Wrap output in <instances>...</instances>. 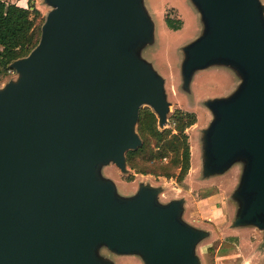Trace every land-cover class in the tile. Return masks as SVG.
<instances>
[{
	"label": "water",
	"instance_id": "1",
	"mask_svg": "<svg viewBox=\"0 0 264 264\" xmlns=\"http://www.w3.org/2000/svg\"><path fill=\"white\" fill-rule=\"evenodd\" d=\"M45 2L39 42L0 86V264H114L101 246L141 264H202L211 234L183 219V198L162 203L150 183L122 196L100 171L127 172L142 105L169 125L165 79L140 55L155 40L144 0ZM192 2L203 28L183 47V88L214 65L240 77L204 101L203 176L244 162L231 228L256 227L264 247V4Z\"/></svg>",
	"mask_w": 264,
	"mask_h": 264
},
{
	"label": "rangeland",
	"instance_id": "2",
	"mask_svg": "<svg viewBox=\"0 0 264 264\" xmlns=\"http://www.w3.org/2000/svg\"><path fill=\"white\" fill-rule=\"evenodd\" d=\"M5 1L25 7H29V3H31L41 12V17L44 20L51 9V6L45 0H30V2L29 0ZM261 1L264 4V0ZM144 3L155 23V40L142 47L140 55L150 61L165 79L167 98L170 101L168 118L177 112H192L196 116L195 123L184 130L190 151V167L182 180L178 179L180 167L174 168L175 174L172 177H167L156 173L136 172L130 166L128 160V170L125 173L113 163L101 166L100 171L103 176L115 181L117 191L122 196H131L138 190L140 184L150 183L161 188L159 201L162 203H167L176 198H183V219L214 235L212 238L203 239L198 244L197 249V251L200 250L201 253H204L207 247L211 246L213 251H208L209 255L203 256L206 261H209V256L215 252V248L220 241L228 240L229 237H232L230 235H236V243L243 247L256 241L255 230L228 231L231 229L232 220L229 218L227 207L228 204L229 206L237 205L233 198V193L241 181L244 162L238 161L234 163L224 174L211 177L203 176V129L210 124L213 118L212 113L205 107L204 101L209 98L230 94L238 85L240 77L238 72L230 66L214 65L208 69L197 71L192 79L191 89L186 91L182 86L180 71L183 47L201 33L203 22L199 10L192 0H144ZM30 9H33V7ZM166 18L174 20L181 26L177 29L170 27L166 22ZM8 77L6 75L0 78V86L5 84ZM148 112H151L156 117V123L160 130L169 127L159 124L157 114L149 105H142L139 115L147 114ZM136 131L140 135L138 122ZM174 157H176V154L171 152L168 156L161 159L155 158L153 161H146L145 156H139L136 161L142 168H144L146 163H149L147 165L153 164L156 168L162 165H167L169 166L168 168H171L174 163ZM237 251L238 249L235 245L221 247L217 255V263H236ZM99 252L114 264L143 263L138 254H118L106 246H101ZM241 264H246V262Z\"/></svg>",
	"mask_w": 264,
	"mask_h": 264
},
{
	"label": "trees",
	"instance_id": "3",
	"mask_svg": "<svg viewBox=\"0 0 264 264\" xmlns=\"http://www.w3.org/2000/svg\"><path fill=\"white\" fill-rule=\"evenodd\" d=\"M29 4V7H24L0 0V45L3 46L0 52V78L8 75L9 64L14 59L26 56L39 42L44 18L33 4ZM166 22L174 29L181 26L169 18H166ZM195 120L196 116L192 112H177L169 117L170 126L160 130L156 117L151 112L140 114L138 126L143 144L136 150L127 152L130 166L136 172L156 173L167 177H172L175 174L174 168L180 167L178 179L182 180L190 167V151L184 130L194 124ZM171 152L176 154L171 168L167 165L156 168L153 164L147 165L149 163L142 168L136 161L139 156H145L146 161L161 159ZM208 251H213V248L210 246Z\"/></svg>",
	"mask_w": 264,
	"mask_h": 264
},
{
	"label": "crops",
	"instance_id": "4",
	"mask_svg": "<svg viewBox=\"0 0 264 264\" xmlns=\"http://www.w3.org/2000/svg\"><path fill=\"white\" fill-rule=\"evenodd\" d=\"M25 7V6H24ZM228 213L229 218H232V215L235 212L234 205L228 204ZM255 230V231H254ZM228 231L230 232H238V231H254V234L256 236V241H253L252 243H249L246 247L239 246L236 243V235H230L232 237H229L228 240H221L219 245L215 248V252L209 256V261L205 260L204 257L206 255H209L208 247L204 253H201L200 250H198V253L202 259V264H218L217 263V255L219 252V249L224 246H231L235 245L238 249V255H237V262L234 264H241L242 262H246V264L254 263V264H264V247L262 246V243L260 246L258 244L260 242H263V233L261 230L257 229L256 227H245V228H231ZM236 234V233H231ZM214 235L211 234L209 238H212ZM254 249V254H253ZM204 256V257H203Z\"/></svg>",
	"mask_w": 264,
	"mask_h": 264
},
{
	"label": "built area",
	"instance_id": "5",
	"mask_svg": "<svg viewBox=\"0 0 264 264\" xmlns=\"http://www.w3.org/2000/svg\"><path fill=\"white\" fill-rule=\"evenodd\" d=\"M3 50V46L0 45V52ZM10 67V66H9ZM15 74V70L13 68H9L8 70V76L14 75ZM170 126V121H169V125Z\"/></svg>",
	"mask_w": 264,
	"mask_h": 264
},
{
	"label": "bare ground",
	"instance_id": "6",
	"mask_svg": "<svg viewBox=\"0 0 264 264\" xmlns=\"http://www.w3.org/2000/svg\"><path fill=\"white\" fill-rule=\"evenodd\" d=\"M222 253V252H221Z\"/></svg>",
	"mask_w": 264,
	"mask_h": 264
}]
</instances>
